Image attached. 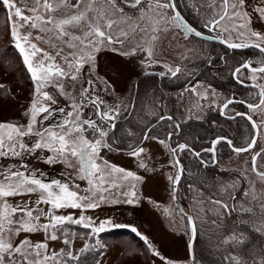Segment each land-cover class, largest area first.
Instances as JSON below:
<instances>
[{
  "label": "snow or ice",
  "instance_id": "obj_1",
  "mask_svg": "<svg viewBox=\"0 0 264 264\" xmlns=\"http://www.w3.org/2000/svg\"><path fill=\"white\" fill-rule=\"evenodd\" d=\"M2 3L9 9H15L14 13H9L10 35L15 41L16 48L22 54L23 63L34 82V100L28 112L25 113L29 117V122L26 125L0 122V157L23 158L26 154L32 155L37 150H48L53 154L43 158L45 163L50 165L65 163L68 167H72L69 157L76 158L79 164L77 178H87L90 187L85 191L90 192L92 196L100 192V201L107 199L102 194L108 190V188L103 187L105 184H108L109 187L117 186L115 180L109 183L106 176H114V174L120 173L122 174V179L126 180L131 177L134 180H140L141 178L133 172L110 164L100 155L102 148L112 150L111 144L105 139L109 136L108 131L91 117L81 118L83 108L88 107L89 104L95 109V114L100 117L102 122L113 120L115 117L110 115V113L116 112L117 109L105 105L104 111L101 112V105H104V101L99 96L89 99L88 87L80 88V102L77 103L76 97H72L70 93L64 91L63 84L56 83L57 80L63 78L78 81L79 73L85 64H90L94 67L96 53L101 51L102 48H111L113 51H118L117 48L112 46L114 44L123 45L124 39L128 37L129 32L121 29L116 34L114 32V25L118 26L119 23L127 24L131 18L124 15L123 8L119 7L117 0H75L74 3L73 0H44L43 5L40 4V0H34V6L28 9L33 13L32 16L23 15L21 8L17 7L13 0H2ZM137 5H142V0H134L132 7H136ZM40 7H43L46 12H50L52 15L45 19L38 14ZM153 7L165 9L174 8L175 5L171 0H168L167 3L155 0L154 4L151 2L148 4L149 10ZM219 7L221 9L217 14L219 18L210 20L205 26L219 28L222 22L230 20L232 21L231 27H224L222 29V31L229 33L228 38L223 41L229 48L255 47L261 53H264V33L251 28L252 15L245 9V0H222ZM253 11L258 14L260 20H264V0H261L260 4L254 6ZM117 13L120 14L119 21L112 18ZM157 14L163 19L162 12ZM12 15L17 17V21H11ZM146 15L147 13L142 12L140 20H143ZM172 19L183 22V18L180 17L179 13H176ZM237 20H241L243 23H236ZM19 21H23L24 24L20 25ZM29 23L33 29H38L39 32L53 33L57 39L66 43L69 48L74 50L67 56H61L63 49L57 50L56 55L61 56L66 68L57 64L55 57L43 52L35 43H31L29 39L31 33L24 36L20 35L19 27L28 25ZM82 24L86 25L85 28L81 29L83 35H75L73 30L81 28ZM185 27L186 31L194 32L197 36L201 35L194 28L187 27L186 25ZM128 28L133 33L137 30L135 24H129ZM239 29H246V31H238ZM140 31H145V29L141 28ZM155 31L156 28H153V32ZM233 31L237 32V39L243 37L245 42H232L231 33ZM37 39H43V37L37 36ZM151 39L155 40L157 37L152 36ZM49 41H51V37H49ZM52 46L56 47L55 45ZM137 47L143 50L142 45H138ZM147 51L148 55L151 56V48ZM135 52L136 48H133L130 52H122L120 54L128 56L135 54ZM38 53H42V58L37 59ZM257 62L262 66L251 68L253 80L257 78L256 73H264V59ZM251 64L252 61H248L243 63L241 67L250 68ZM170 71L175 76L180 69L176 68L174 71L170 69ZM240 71L241 68L235 69L237 74ZM87 83L94 87L92 80H88ZM49 86L57 88L60 95L71 98L72 103L68 105L70 110H67L65 107L52 108L43 103L46 100L50 101L53 105L57 104V100L49 92L44 91ZM257 87L260 88V103L255 105L248 104L247 107L253 112L259 111L261 114H264V86L257 85ZM0 88H3L2 84H0ZM85 99H88V104H84ZM232 102V100H228L224 104V108H227ZM57 115L60 116L58 120L56 119ZM38 117H40L39 120ZM248 119L251 121L252 117L248 116ZM44 121L54 122L48 126H44ZM252 123L253 127H256V122L252 121ZM261 123L264 124V120ZM38 124L40 127H37ZM86 132H88V136L85 135ZM89 136L91 139H89ZM25 138H28L27 142ZM219 142V140L214 141V143ZM227 142L230 145L232 143L230 140ZM255 144L256 140L253 139L248 143L247 147L234 148L233 150L237 153L247 152ZM178 147L184 150L187 145L179 144ZM143 151V148H139L130 154L139 156ZM171 151L175 153L176 149H171ZM262 152H264V149H262ZM196 155L198 156L199 153H196ZM260 155L261 153H256L252 157V170L254 172H256V157ZM140 166L144 167V164L141 163ZM21 168L23 171L20 170ZM257 175L261 181H264V172H258ZM44 176V173H39L38 175L37 170L29 169L27 164H21L19 168L15 165L0 166V264H53L54 261L56 264H63V261L58 258L65 255L72 256L71 252H65L61 249L60 252H52L51 255H48L46 254L48 249L46 241L49 239H59L56 233L57 231L63 233V229L59 226L65 224V222L84 224L85 227L92 225L91 219L83 215L74 219L72 215H57L55 214V210L64 208H96L99 207V203L89 195L80 196L77 191L70 190L69 181L53 179L45 182L42 178ZM169 178L173 179L172 177ZM175 179L178 180L179 177ZM73 187L79 189L80 186L76 184ZM33 194H38V198L35 201L16 205L8 202L10 197L31 196ZM122 194L128 197L125 201L126 203H134L133 198L136 197L135 185H132L131 191H124ZM244 195L247 196L249 193L246 192ZM253 199H255L254 194ZM214 203L219 204L225 212L230 211L228 204L222 203L219 200L214 201ZM41 204L50 205L49 210L45 212L40 207ZM261 207L264 208V205ZM243 211L251 212L252 210L244 208ZM41 217H46L47 222L43 224L39 223ZM86 219L87 223H85ZM188 220L191 223L192 218L189 217ZM111 224V220L101 221L98 226L93 228V231L101 233L105 231V225ZM114 226L122 227L119 224ZM41 230L46 234L45 242L33 243L27 237L18 244L14 245L12 242V237L19 235L21 232L33 233ZM131 231L137 232V229L132 227ZM191 231L192 235L195 236L196 227L194 224H192ZM257 231H260V229H257ZM230 239L237 240L238 243L243 242L242 239L235 236ZM63 242L69 244L70 240L65 239ZM148 246L150 249H153L155 255H160L159 252L154 250L151 243ZM87 250L86 245L80 252L83 253ZM72 258L78 259L79 257L73 256ZM161 259L163 260L164 258L161 257ZM167 264H173V262L167 261ZM236 264H240V261L237 260ZM260 264H264V256L261 257Z\"/></svg>",
  "mask_w": 264,
  "mask_h": 264
},
{
  "label": "rangeland",
  "instance_id": "obj_2",
  "mask_svg": "<svg viewBox=\"0 0 264 264\" xmlns=\"http://www.w3.org/2000/svg\"><path fill=\"white\" fill-rule=\"evenodd\" d=\"M167 1L161 0V3ZM13 2L17 7L21 8L23 15H33L28 9L34 6V0H26V3L25 0H13ZM43 2L44 0H40L41 5H43ZM74 2L75 0H73ZM149 2L154 4L155 0H142V5H137L136 7H132L134 0H117L119 7L123 8L124 15L131 19L128 20L127 24L119 23L118 26L114 25V32L116 34L123 29L129 32V35L124 39L123 45L114 44L112 47L117 48L120 53L130 52L133 48H136L135 54L128 55L127 57H139L146 62L147 67L144 72H148L152 68L161 71L173 70V66H171L173 64L169 63V65H165L164 61L174 60L175 63L178 62L182 65V73L188 76L190 74L189 71L195 65L200 68L206 64L208 58H210V54H214V49L219 48V46L210 44L196 36L189 37L180 23L172 19L173 14L169 8L159 9L153 7L149 10ZM221 3L222 0H178V7L180 6L182 11L196 25L202 27L203 24H207L210 20L219 18L217 14L221 11L219 7ZM260 3L261 0H245V9L252 15L251 28L264 33V20H260L258 14L253 11V7ZM0 10L3 13L4 22L6 23L5 30H8V34H5L3 40L7 44L13 39L10 35L11 25L9 13H14L15 9H9L0 0ZM142 12L147 13V15L143 20H140ZM161 12L163 13V19L157 14ZM38 14L45 19L52 15V13L46 12L43 7L39 8ZM112 18L119 21L120 14L117 13ZM11 21H17V17L12 15ZM18 23L20 25L24 24L23 21H19ZM236 23H243V21L237 20ZM129 24H135L137 26L136 32L133 33L130 31L128 28ZM231 24L232 21L226 20L216 29L222 30L224 27H231ZM85 27L86 25L82 24L81 28L74 29V34L82 36L83 32L81 29ZM141 28L145 29V31H140ZM153 28H156L155 32H153ZM18 30L21 36L31 33L29 37L30 42L35 43L43 52L55 57V62L61 67L66 68L61 56H67L70 52L74 51L66 43L57 39L51 32L42 33L38 29H33L30 23L19 27ZM238 31H246V29H239ZM224 34L226 37L229 36L227 32H224ZM37 36H42L43 39H37ZM152 36H156L157 39L152 40ZM49 37H51V41H49ZM231 39L244 41L243 37L237 39L236 31L231 33ZM13 42L15 43L14 39ZM138 45H142L143 50L137 47ZM149 48L152 50L151 56L148 55L147 50ZM58 49H63L61 56L56 55ZM105 49L111 50V48H102L101 51ZM248 51L249 53L251 52L250 54L255 64L258 63L257 61L264 59V56L258 50L251 49ZM98 53H96V56ZM244 53L246 52H237V63L240 62V57L244 56ZM21 57L23 58L22 54ZM40 58H42V53L37 54V59ZM152 64L153 67L151 68ZM232 68L233 64L230 65L229 70H220L217 68L212 71L219 70L223 76L227 72H231ZM17 71H20L19 67ZM80 74L81 72L79 73L78 81H74L78 88V96L81 81ZM252 75V72L249 73L248 78L264 86V73H256L257 78L255 80L252 79ZM67 79L70 80L69 78H63L60 81L68 82ZM132 84L133 80L129 82L124 92L120 94L123 101V111L118 118L125 115V112L128 110L129 102L127 98L131 94ZM73 87L74 84L72 83L69 87H65V90L74 97ZM142 94L139 96L137 110L135 114L133 113V117L137 113V119L135 121L139 126H143L144 128L150 123L153 118L152 115L157 112L156 101L152 100L154 97L157 98V96L154 95L153 91H150L145 96ZM227 97V91L225 92L222 88L213 86L211 80L201 79V81L193 82L189 85L184 90V93L181 94V97L177 98L174 116L181 121L182 119L183 121H188L189 117L206 119L205 114L207 110L210 108L217 110L228 99ZM250 97L251 101L256 102L259 99V94L257 91L252 90ZM141 108H143L142 112ZM251 112L260 127L259 138L256 146L252 150L236 153L225 147H221V156H219L217 164L213 165V168L209 167V169L205 170L207 166L202 163H197L193 155L184 158L182 157L184 150L178 149V156L180 158L182 157L183 165H185L184 176L178 188V197L184 208L190 210L195 218L197 227L195 253L199 264H236L237 260L240 261V264H260L261 257L264 256V208L261 207L264 205V181L258 178L257 173L252 170L251 164L253 155L256 152H260L261 155L258 156L256 167L258 171L264 172V152H262V149H264V124L261 123L264 120V114H261L259 111L253 112L251 110ZM228 123L224 122V124L220 125L219 133L233 135L238 145H244L249 141L250 136L254 132L253 130L246 134L237 132L236 135V131H232L235 128L234 125ZM170 124L167 123L168 127ZM169 129H173L175 132L179 131L173 123ZM169 129L167 131H162V129L151 131L148 137L166 142L168 157L173 165L172 178L174 179L177 173V165L171 155L169 141L167 140V132ZM181 132H185L187 135L189 134L188 130ZM185 133L183 134L185 135ZM185 139L195 141L191 135L186 136ZM209 161H212V159L210 158ZM195 163L200 167H195ZM168 187L169 193L166 203L160 206L166 225L171 226L175 234L183 235L186 239H189L191 236V224L174 204L172 184L170 183ZM246 192L249 195L245 196L244 193ZM253 194L255 195V199H253ZM218 200L228 204L230 211L225 212L219 204L214 203V201ZM244 208H249L252 211L245 212L243 211ZM257 229H260V231H257ZM233 236L242 239L243 242L238 243L237 240L230 239ZM188 262L191 264L190 256Z\"/></svg>",
  "mask_w": 264,
  "mask_h": 264
},
{
  "label": "crops",
  "instance_id": "obj_3",
  "mask_svg": "<svg viewBox=\"0 0 264 264\" xmlns=\"http://www.w3.org/2000/svg\"><path fill=\"white\" fill-rule=\"evenodd\" d=\"M131 57L121 55L119 51L105 49L97 54L94 67L90 64H85L80 74L79 88H89V99L99 96L104 101V105H101V112L104 111L105 105L117 109L116 112L110 113V115L115 117L113 120L118 119V116L123 111V101L120 94L124 92L129 82L142 75L141 72L144 73L147 67L146 62L141 58ZM88 80L94 82V87L87 83ZM56 83L63 84L66 93L65 87H69L73 83L74 97L78 98L77 103L80 102V89L78 96L76 82L74 83L70 79L68 82L57 80ZM103 83L109 85L113 93H109ZM0 84L3 85V88H0V122L26 125L29 122V117L25 113L28 112L34 100V82L31 81V84L19 83L16 76L8 73L0 63ZM44 91L49 92L57 100V104L54 105L50 101L45 100L43 101L45 105H49L52 108L65 107L70 110L68 105L72 103V100L69 96L60 95L59 90L51 86L46 87ZM84 104H88V99L84 100ZM88 117L96 120L98 124L108 131V123L101 121L90 104L88 107L83 108L81 116L82 119ZM39 119L40 117H38ZM56 119H60V116L57 115ZM53 122L44 121L43 125L48 126ZM37 127H40V125L38 124ZM85 135L88 136V132ZM89 139H91L90 136ZM27 140L28 138H25L26 142ZM161 141L147 138L139 146V148L144 149L139 156L131 155L130 153L133 151L121 152L107 148L101 149L100 155L110 164L117 165L126 171H131L141 178L140 180H134L129 177L125 180L122 179V174L120 173L114 174V176H106L109 183L115 180L117 186L109 187L108 184L103 186L108 188L107 191L102 193L107 197L103 201L99 200L100 192L92 196L90 192L85 191L90 186L87 178H77L79 164L76 158L69 157L72 167H68L65 163L50 165L45 163L43 158L53 153L48 150H37L32 155L26 154L23 158L0 157V166L15 165L19 168L21 164H27L29 169L37 170L38 175L39 173H44L45 176L42 178L45 182L53 179L69 181L70 190L77 191L80 196L89 195L99 203V207L96 208H64L55 210L57 215H72L74 219L83 215L92 221V225L89 227H85L84 224L65 222V224L59 226L63 229V233L60 231L56 233L59 239L46 241L48 244L46 254L48 255H51L52 252H60L61 249L71 252L72 256L65 255L67 257L58 258L63 261V264H80L77 260L84 253H81L80 250L86 245L88 250L85 252L97 253L94 264H129L122 250L120 240L109 241L108 239H103L102 236L103 233L110 230L122 228L131 230L132 227L137 229L135 233H139V236L148 244L151 243L154 250L160 253L157 256L152 249L149 264H167V261H172L173 264H189L188 239L183 235L175 234L172 227L166 225L160 207L161 204L166 203L169 193L168 186L173 181V179L169 178L173 175V165L168 157L166 142L163 141L161 143ZM97 162L99 163V161ZM141 163L144 164V167L140 166ZM20 170L23 171L22 168ZM76 184H79V189L73 187ZM133 184L135 185L136 197L133 198L134 203L128 204L125 202L128 197H125L122 193L131 191ZM37 198L38 194L17 196L10 197L8 202L16 205L35 201ZM40 207L47 212L50 205L41 204ZM104 220H111L112 224L105 225V231L101 233L94 232L93 228ZM46 222L47 218L41 217L39 223L43 224ZM87 222L86 219L85 223ZM117 224L122 225V227H115L114 225ZM78 226L86 229L87 237L77 232ZM25 237L33 243L45 242L46 240V234L41 230L33 233L21 232L19 235L12 237V242L14 245L18 244ZM65 239H69L70 243L65 244L63 242ZM73 256L79 258L73 259ZM161 257L164 259L162 260ZM70 260L73 262H70ZM53 264H56V262L54 261Z\"/></svg>",
  "mask_w": 264,
  "mask_h": 264
},
{
  "label": "flooded vegetation",
  "instance_id": "obj_4",
  "mask_svg": "<svg viewBox=\"0 0 264 264\" xmlns=\"http://www.w3.org/2000/svg\"><path fill=\"white\" fill-rule=\"evenodd\" d=\"M174 2L177 8L179 9L180 6L178 7V0H174ZM169 9L171 10L174 16L172 9L171 8ZM179 11L190 22L191 18L190 19L187 18L180 9ZM191 21L194 23L192 19ZM192 22L190 23L192 26H194ZM205 25L206 24H203L202 27H200L199 25H197V27L196 26L194 27L198 29V31L205 33V34L220 36V37H223L224 39L228 38L225 36L224 31L217 30L216 28L206 27ZM188 36L195 37L190 34H188ZM204 41L209 42L210 44H214L215 46H219V48H222V49H219V48L214 49L215 53L212 55L210 54V58H208V61L206 62V64L202 65L200 68H198V66L195 65L193 69L189 71L190 74H188V76L182 73L183 71L182 65H180L178 62L175 63L174 60H166V62L164 61L165 65H169V63L173 64L171 65L173 66V71L176 68L180 69V71L177 72L175 76L172 75V71H161V70H156L155 68L153 69L152 68L153 64H152L151 65L152 69L149 70L148 72L142 73V75H140L138 78L149 77V80H152L157 83V86H155L152 89L154 95L157 96V98L154 97L152 99L156 101L155 104L157 105V112H155V114L152 115L153 118L151 119L149 126L147 128L149 129V133L154 130L157 131L158 129H162V131H167L169 127L171 128V124L173 123L175 125V128H178L179 131L175 132L173 131V129H169V131L167 132V140L169 141V147H172V148L177 147V153H178V149H179L178 145L186 144L187 146L191 147L194 151H196V153H199V155L197 156L193 150L185 148L183 151L182 157L186 158L187 156L193 155L196 160H198L199 162H201L202 164L208 167V166H213L217 164L218 158L219 156H221L220 154L221 153L220 149H222L221 147H225L228 150L235 152L232 149V146L244 147V146H247L249 142H251L254 136V133H255V128L253 127L252 122L248 119L247 114L250 115L254 119L257 125L258 123L253 113L251 112V109H249L247 105L244 104V102H248L251 104L258 103L261 99L260 95H259L258 101L253 102L250 99L251 98L250 94L252 93V90L257 91L259 94L260 89L256 87H245L237 81V78H238L239 80L246 82V83L254 82L248 78L249 73L252 72L251 70H249L248 68H241L240 73L237 74L235 72V69H237L243 63H246L248 61H252L253 66H261V64L254 63L252 59V55L250 54L251 52L249 53L248 51L251 49L236 50L233 48H229L228 46L222 43H219V42H211L207 40H204ZM232 42H245V41L232 40ZM238 51L246 52L244 53V56L240 57L239 63H237L238 62V59H237ZM261 54L264 56V53H261ZM232 64H233V68L231 72H227L223 76L221 75L219 70L212 71L217 68L220 70H225V69L229 70V67ZM208 67H210L209 70H208ZM201 79L211 80L213 86L220 88V89L222 88L223 90H225V92L227 91L228 99H226L219 106L217 110L212 109V108L207 110L205 114L206 119L189 117L188 121H183V119L182 121L179 120L178 118L174 116L175 107H173L174 105H172L174 102L173 98H177V97L180 98L181 94L184 93V90H186L189 85H191L193 82L201 81ZM257 84L260 85L258 82ZM228 100H232L233 102L229 104L227 108H224V104ZM238 113H241L242 115L236 116ZM113 121H116V120H113ZM224 122H229L228 124L234 125L235 128L232 131H236V135H237V132H240L241 134L252 132V130L254 132L250 136L249 141H247L244 145H238L233 135L219 133L220 131L218 130H220V125L224 124ZM167 123H171L169 127ZM197 124L207 126L208 128H210L212 132L211 133L206 132L202 134L191 133L192 127H194ZM108 127L109 126H107V129ZM258 128L260 132L259 125H258ZM186 130H190L188 131L189 132L188 135L185 132H181V131H186ZM183 133H185V135ZM189 135L194 137L195 141H191L190 139H185L186 136H189ZM227 139L232 141L231 143L232 146L228 144ZM217 140H219L220 142L214 143V141H217ZM173 141H174V145H173ZM256 153H260V152H256ZM182 157L181 158L179 157V158L183 163ZM210 158L212 159V161H209ZM257 159H258V156L256 157V163H257ZM252 167H253V164H252ZM258 172H261V171H258L257 169L256 173Z\"/></svg>",
  "mask_w": 264,
  "mask_h": 264
},
{
  "label": "trees",
  "instance_id": "obj_5",
  "mask_svg": "<svg viewBox=\"0 0 264 264\" xmlns=\"http://www.w3.org/2000/svg\"><path fill=\"white\" fill-rule=\"evenodd\" d=\"M181 11L182 9L179 8ZM183 12V11H182ZM184 13V12H183ZM184 15L189 18L185 13ZM190 22H192L190 20ZM193 23V22H192ZM6 23L4 22L3 13L0 10V63L2 67L8 72L12 73L16 76L19 83L31 84L32 79L30 78V73L27 71L25 64L23 63V58L21 57L20 51L16 48L13 39L7 44L4 43L5 34H8V30L6 29ZM194 26L197 27L195 23ZM20 71H17V69ZM146 79V80H145ZM108 92H112V89L109 85L103 83ZM157 86V83L149 80V77L146 78H137L133 81L131 86V94L127 98L129 102L128 110L125 112V115L119 117L116 121L115 127L110 126V122L108 123V133L109 136L105 139L112 146L113 151H121V152H130L134 151L142 144L144 134L149 126L146 125L139 126L135 121L136 116L133 117V113L135 114L137 110V104L139 102V96L148 95L152 89ZM113 93V92H112ZM178 98V97H177ZM177 98L173 99V107H176L175 102H177ZM142 100V99H141ZM142 107V105H141ZM143 108H141V112ZM132 117V120H131ZM190 131V130H188ZM211 133L210 128L204 125L197 124L192 127L191 133L202 134V133ZM151 133V132H150ZM149 133V135H150ZM189 155V154H187ZM189 160V159H188ZM191 162V160H189ZM197 163H201L195 159ZM202 165V164H201ZM195 167L197 166L195 163ZM208 166L205 168L209 169ZM77 232L80 235H84L87 237V231L84 227L78 226ZM103 239L111 240H120L122 250L127 258V262L129 264H149L150 263V253L152 249L149 248V244L137 233L131 231L130 229H115L110 230L103 233ZM105 247V246H104ZM102 249V248H101ZM67 252L66 250H64ZM96 252H84L80 258L77 260L80 264H94L96 261ZM67 257V256H64ZM70 262H73L70 260Z\"/></svg>",
  "mask_w": 264,
  "mask_h": 264
},
{
  "label": "water",
  "instance_id": "obj_6",
  "mask_svg": "<svg viewBox=\"0 0 264 264\" xmlns=\"http://www.w3.org/2000/svg\"><path fill=\"white\" fill-rule=\"evenodd\" d=\"M171 2L175 5V2H174V0H171ZM172 9V11H173V13H174V15L176 14V13H179L180 14V17H182L183 18V22H180L179 21V23L182 25V27H183V29L186 31V27H185V25L187 26V27H191V28H194L196 31H198V29H196L194 26H192L191 25V23L182 15V13L179 11V9L177 8V6L175 5V7L174 8H171ZM188 34H190V35H193V36H196V37H198V38H201V39H203V40H207V41H211V42H219V43H222V44H224V45H226L223 41L225 40L223 37H220V36H215V35H209V34H205V33H202V32H200V31H198V32H200L201 33V35H199V36H197V35H195V33L194 32H190V31H186ZM237 43H239V42H237ZM227 46V45H226ZM233 49H236V50H245V49H256L255 47H248V48H233ZM256 50H258V49H256ZM262 66V65H261ZM261 66H253L252 64H251V67L250 68H248L249 70H251V68H259V67H261ZM238 68H242L241 66H239ZM237 81L240 83V84H242L243 86H245V87H256V88H259V87H257V83H255V82H249V83H246V82H243V81H241V80H239L238 78H237ZM260 89V88H259ZM260 103V101L258 102V103H256V104H259ZM244 104L245 105H248V104H251V103H248V102H244ZM253 104V103H252ZM253 105H255V104H253ZM239 115H242L241 113H238L236 116H239ZM247 116H250V115H248L247 114ZM252 121H254V119L252 118V120H251V122ZM115 124H116V121H114V122H112V124H111V127H115ZM253 124V123H252ZM114 125V126H113ZM255 128V133H254V136H253V138H252V140L253 139H255L256 140V142H257V138H258V135H259V128H258V125L256 124V127H254ZM148 134H149V129H147L146 130V132H145V134H144V137H143V140H145L146 138L145 137H148ZM251 140V141H252ZM227 141H229V139H227ZM186 145V144H185ZM256 145V144H255ZM232 146V145H231ZM244 147H247V146H244ZM186 148H188V149H191V150H193L191 147H189V146H187ZM234 148H241V147H234V146H232V149H234ZM170 149H176V151H175V153H173L172 151H171V154H172V156H173V158H174V160H175V162H176V165H177V173H176V175H175V178L176 177H179V179L178 180H176L175 178L173 179V182H172V197H173V201H174V204L176 205V207H177V209L179 210V212L181 213V214H183L187 219L189 218V217H191L192 218V220H191V229H192V224H194L195 225V227H196V222H195V218H194V215H193V213L190 211V210H186L185 208H184V206L182 205V203H181V201H180V199H179V197H178V188H179V184H180V182H181V180H182V178H183V175H184V165H183V163H182V161L180 160V158H179V156H178V153H177V147H170ZM249 150H251V149H249ZM194 151V150H193ZM195 153H196V151H194ZM257 170V169H256ZM196 238H197V227H196V235L195 236H193L192 235V231H191V236L189 237V239H188V251H189V256H190V261H191V264H199V262H198V259H197V256H196V253H195V242H196ZM189 245H191V247H189Z\"/></svg>",
  "mask_w": 264,
  "mask_h": 264
},
{
  "label": "bare ground",
  "instance_id": "obj_7",
  "mask_svg": "<svg viewBox=\"0 0 264 264\" xmlns=\"http://www.w3.org/2000/svg\"><path fill=\"white\" fill-rule=\"evenodd\" d=\"M149 138V137H148Z\"/></svg>",
  "mask_w": 264,
  "mask_h": 264
}]
</instances>
